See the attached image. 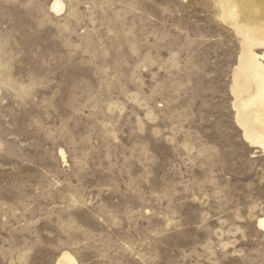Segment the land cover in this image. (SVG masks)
I'll list each match as a JSON object with an SVG mask.
<instances>
[{"label":"rangeland","instance_id":"rangeland-1","mask_svg":"<svg viewBox=\"0 0 264 264\" xmlns=\"http://www.w3.org/2000/svg\"><path fill=\"white\" fill-rule=\"evenodd\" d=\"M54 1L0 0V264H264L214 0Z\"/></svg>","mask_w":264,"mask_h":264},{"label":"bare ground","instance_id":"bare-ground-1","mask_svg":"<svg viewBox=\"0 0 264 264\" xmlns=\"http://www.w3.org/2000/svg\"><path fill=\"white\" fill-rule=\"evenodd\" d=\"M213 4L218 21L233 31L241 47L230 88L237 126L250 145L264 152V0H214ZM63 8L60 0L51 6L54 14ZM259 221L264 228V220ZM57 264L79 263L66 252Z\"/></svg>","mask_w":264,"mask_h":264},{"label":"snow or ice","instance_id":"snow-or-ice-1","mask_svg":"<svg viewBox=\"0 0 264 264\" xmlns=\"http://www.w3.org/2000/svg\"><path fill=\"white\" fill-rule=\"evenodd\" d=\"M262 226H264V223H262Z\"/></svg>","mask_w":264,"mask_h":264}]
</instances>
